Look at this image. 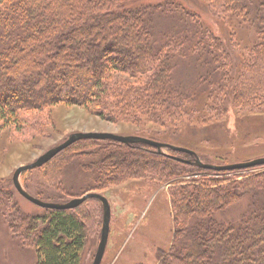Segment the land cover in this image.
<instances>
[{
  "label": "trees",
  "instance_id": "16d2710c",
  "mask_svg": "<svg viewBox=\"0 0 264 264\" xmlns=\"http://www.w3.org/2000/svg\"><path fill=\"white\" fill-rule=\"evenodd\" d=\"M203 1L216 26L223 25L225 16L255 27L249 62L243 58L235 68V46L177 0H0V134L10 127L22 129L33 114L58 104L91 110L108 94L123 113L131 111L153 123L177 122L186 114L195 127L199 121L193 116L201 110L219 120L226 114L222 99L227 93L237 113H264V0ZM164 21L172 27L159 28ZM120 75L130 80L109 89L108 82ZM212 101L220 105L214 107ZM99 142L114 151L106 154L99 148L97 156L107 158L92 165L95 183L147 178L155 170L171 183L181 176H202L193 186H174L178 215L172 244L161 253L160 264H264V165L246 169L249 173L236 180L237 170L216 173L176 160L194 162L195 153L170 150L167 155L145 144L81 140L48 162L53 177L64 169L58 164L66 166L80 157L88 148L83 144ZM65 152L60 164L55 159ZM98 190L90 186L85 195ZM247 195L249 213L237 225L214 221L215 213ZM92 203L101 205L89 200L71 210L45 209L35 218L20 214L0 193L9 229L34 248L37 264H82L88 245L84 209ZM192 223L193 233L188 227ZM188 233L193 241H186ZM187 242L194 251L186 252Z\"/></svg>",
  "mask_w": 264,
  "mask_h": 264
},
{
  "label": "rangeland",
  "instance_id": "374dc122",
  "mask_svg": "<svg viewBox=\"0 0 264 264\" xmlns=\"http://www.w3.org/2000/svg\"><path fill=\"white\" fill-rule=\"evenodd\" d=\"M177 1L186 4L189 11L201 14L205 23L211 26L220 37L225 38L227 45L235 46L233 47L235 52L232 55L235 68L243 58L248 62L251 60L254 42H256L253 25L243 26L240 19L224 16L221 21L223 25L219 23L221 27H218L216 26L217 20L208 15L205 1ZM169 25L172 27V24L167 21L160 22L159 28L166 29ZM192 75L193 72L190 77ZM230 78L232 79V75ZM126 80L130 78L125 75L115 76L108 82V87L113 89L120 81ZM228 95L229 93L223 99L221 97L226 114L224 113L219 120H215L209 119L211 116L209 111L201 110L200 116H193L198 117L199 121L195 127L189 124L186 114L182 115L177 122L166 120L159 123L145 122V118L137 113L131 111L127 114L123 113V108H117L114 101H110L111 95L109 94L106 100L103 98L91 110L78 105L62 103L53 106L43 114L35 113L22 129L10 127L0 134V193L20 214L35 218L43 215L45 209L35 206L18 194L14 187L13 175L18 168L33 164L75 133H101L147 140L151 138L160 144L191 151L200 161H204V163L201 162L202 164L217 167L263 159L264 113H237ZM200 104L201 102H198V111ZM215 104L220 105L215 102L214 107ZM83 145H87L88 148L83 149L80 157L74 162L66 166L61 164L60 161L65 154L67 155V152L55 159L60 160L61 165L58 164V166L64 168L61 176L58 174L53 177L54 173L48 167L51 161L40 169L22 174L19 179L20 185L31 196L46 203H64V205L72 199L82 198L88 187H98L99 190L93 193L106 198L111 208L110 231L101 264H160L161 253L167 252L172 244L175 229L174 217L178 215L174 208L172 193L177 189L175 187L187 185L190 187L200 183L203 180L202 176H181L174 180L175 183H171L166 181L159 170H155V172L151 171L152 174L147 178L129 177L122 182L112 184L106 181L95 183L93 179L95 173L90 176L92 165L94 162L102 163L107 158L105 155L97 156L99 148L105 149L106 154L114 149L104 148L101 142ZM162 152L167 155L171 154L168 149ZM171 169L170 167L167 171ZM237 171L239 173L236 176L239 179L236 180H242V177L249 173L246 170ZM168 172L164 174L167 176ZM174 172L176 173V170ZM90 177L91 180H89ZM213 178L220 179L221 175L213 176ZM56 180L58 182H55ZM194 181L197 183L194 184ZM58 183L62 189H59ZM250 199L247 195L224 211L215 213L214 221L227 227L237 225L243 216L248 215ZM258 199L261 203L263 196L261 195ZM101 206L92 203L84 209L88 245L83 253L82 264L93 263L100 243L103 225ZM5 218L6 216L4 217L0 210V264H37L38 258L34 248L27 247L23 239L9 229ZM188 227L193 233L196 224L192 223ZM191 236L188 233L186 241H193ZM189 243H183L188 247L185 249L186 252L195 250V247L193 245L190 247Z\"/></svg>",
  "mask_w": 264,
  "mask_h": 264
},
{
  "label": "water",
  "instance_id": "95a60500",
  "mask_svg": "<svg viewBox=\"0 0 264 264\" xmlns=\"http://www.w3.org/2000/svg\"><path fill=\"white\" fill-rule=\"evenodd\" d=\"M81 140H112L121 144H145L151 147L156 148L159 152H162L164 149L173 150L182 154H187L191 156H195V154L191 151L176 148L172 146H167L164 144H160L151 140L138 138V137H120L115 136L111 134H101V133H76L72 134L64 143L59 145L58 147L53 148L52 150L48 151L46 154L41 156L38 160H36L33 164L28 166H23L18 168L14 175H13V183L16 191L20 196H22L25 200L28 202L34 204L35 206L42 208V209H50V210H57V211H66L71 210L76 207L81 206L82 204L86 203L89 200H96L99 203H101L103 208V225L101 230V238L100 243L98 245V249L96 252V255L94 257L92 264H101L103 257L105 255L109 231H110V220H111V208L108 200L101 196L98 193H90L85 196H83L80 199H75L70 201L69 203L65 205H58V204H48L44 203L31 195H29L20 185L19 179L22 174L28 171H32L34 169L40 168L46 163H48L50 160H52L55 156H57L59 153H61L63 150L70 147L72 144H74L77 141ZM178 162L184 163V164H195L199 168H202L204 170H211V171H233V170H246L255 168L261 165H264V158L263 159H257L248 163L243 164H235V165H228V166H210L202 164L201 161L196 157L195 161H183L180 159H176Z\"/></svg>",
  "mask_w": 264,
  "mask_h": 264
},
{
  "label": "bare ground",
  "instance_id": "6f19581e",
  "mask_svg": "<svg viewBox=\"0 0 264 264\" xmlns=\"http://www.w3.org/2000/svg\"><path fill=\"white\" fill-rule=\"evenodd\" d=\"M76 134V133H75Z\"/></svg>",
  "mask_w": 264,
  "mask_h": 264
}]
</instances>
